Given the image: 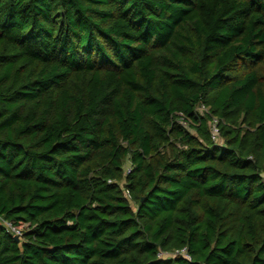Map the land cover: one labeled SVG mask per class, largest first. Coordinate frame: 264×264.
<instances>
[{"label":"trees","instance_id":"16d2710c","mask_svg":"<svg viewBox=\"0 0 264 264\" xmlns=\"http://www.w3.org/2000/svg\"><path fill=\"white\" fill-rule=\"evenodd\" d=\"M0 216V264H264V0H0Z\"/></svg>","mask_w":264,"mask_h":264},{"label":"built area","instance_id":"2783aa9c","mask_svg":"<svg viewBox=\"0 0 264 264\" xmlns=\"http://www.w3.org/2000/svg\"><path fill=\"white\" fill-rule=\"evenodd\" d=\"M197 111L203 115L204 112H207V109L203 106L200 105L197 109ZM176 122L178 124H180L183 128L191 131V133H193V130L189 129L188 126V122L187 120L184 118L183 115L179 114L176 118ZM209 131H210V136L212 138V140L215 142V144H217L218 146H222L223 145V140L220 138L219 136V130L217 127V120L216 119H211L209 122ZM131 172V164L130 162L126 163L125 167H124V175H128ZM109 183H113L112 181H108ZM127 198H129L128 193H125ZM0 227H3L4 230L9 233L12 236H17L18 238L22 237V231L17 228L13 223H11L10 221L6 220L5 218L0 216ZM173 256H182L183 258L187 259V260H191V256L188 253V250L186 247H183L181 249H176L170 253H163L160 252L159 253V257L160 258H166V257H173Z\"/></svg>","mask_w":264,"mask_h":264},{"label":"water","instance_id":"95a60500","mask_svg":"<svg viewBox=\"0 0 264 264\" xmlns=\"http://www.w3.org/2000/svg\"><path fill=\"white\" fill-rule=\"evenodd\" d=\"M14 238H15V240H17V241H18V239H19L17 236H14Z\"/></svg>","mask_w":264,"mask_h":264}]
</instances>
